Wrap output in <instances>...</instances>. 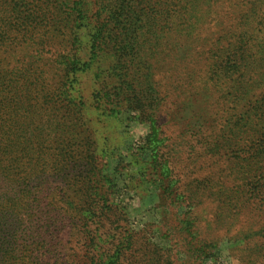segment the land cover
Returning a JSON list of instances; mask_svg holds the SVG:
<instances>
[{"label": "rangeland", "instance_id": "obj_1", "mask_svg": "<svg viewBox=\"0 0 264 264\" xmlns=\"http://www.w3.org/2000/svg\"><path fill=\"white\" fill-rule=\"evenodd\" d=\"M77 1L0 6V264H264V0H124L97 55Z\"/></svg>", "mask_w": 264, "mask_h": 264}, {"label": "trees", "instance_id": "obj_2", "mask_svg": "<svg viewBox=\"0 0 264 264\" xmlns=\"http://www.w3.org/2000/svg\"><path fill=\"white\" fill-rule=\"evenodd\" d=\"M4 1L6 0H0L1 7L3 3H5ZM122 1L124 0H78L76 4L73 6V9L78 12V15L84 18L87 21V23L91 24L94 28L91 47L95 55L101 53L102 51L104 52L105 46H107V41L104 40V36L102 35L100 28L104 24V21H106V19L108 18V14L110 13L113 6H116L117 4H121ZM130 1L136 3L135 5H141L140 3L143 2H145V4L151 5V3L154 0H130ZM176 1L179 2L180 5L186 10L185 20L189 26L188 29L190 30L189 31L190 33L195 32L196 30L200 29L201 27H205L206 25H209L211 27L213 23L218 24L219 22H215L218 21L216 18L217 13L221 17L223 16L227 17L226 20L220 21L221 25H223L224 21H226L227 24H229V21H231L233 16L237 14V10L239 9L238 7L241 4V0H176ZM224 4H226V7H224ZM17 13L21 14L22 12H17ZM26 17L30 19L32 16L27 15ZM155 21L149 25L148 32L151 34L155 33L156 35H157L156 32H159L162 34V36H164L162 30L156 29L158 24H155ZM120 83L123 85L124 83L127 82L124 79V80H120ZM157 135L158 132L156 131V128L153 127L152 131H150V133L147 136V139L150 141V144L153 145L152 149L154 150L158 145ZM252 137L253 138H251V141L258 140L257 142H259L258 144L255 143L254 145L257 148L256 150L254 149L253 155H255L256 157H260L262 156L261 152L264 151V132L258 131L257 136L253 135ZM154 157L157 156L154 155ZM188 227L186 228L188 229ZM196 242L199 245V252L203 255H206L207 258L211 257L210 253L212 252L209 253L208 251L212 250L215 247L216 245L215 241H211V243L208 242L206 244H202L203 242L201 241V239L197 238ZM189 243L192 246V243L191 242ZM5 244L8 245L7 254H12L14 252L13 250L14 243L11 242L10 240H2L1 238H0V253L2 247L5 246ZM118 257H119L118 253L112 255L111 261L116 262Z\"/></svg>", "mask_w": 264, "mask_h": 264}]
</instances>
